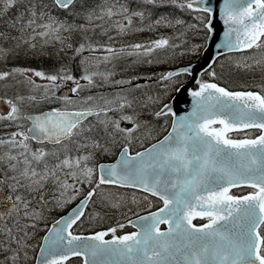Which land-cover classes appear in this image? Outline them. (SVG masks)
Masks as SVG:
<instances>
[{
    "label": "snow or ice",
    "instance_id": "6c2138e0",
    "mask_svg": "<svg viewBox=\"0 0 264 264\" xmlns=\"http://www.w3.org/2000/svg\"><path fill=\"white\" fill-rule=\"evenodd\" d=\"M77 261L264 264V0H0V264Z\"/></svg>",
    "mask_w": 264,
    "mask_h": 264
},
{
    "label": "rangeland",
    "instance_id": "374dc122",
    "mask_svg": "<svg viewBox=\"0 0 264 264\" xmlns=\"http://www.w3.org/2000/svg\"><path fill=\"white\" fill-rule=\"evenodd\" d=\"M161 31H165V30H161ZM159 34L160 33H150V32L137 33V34H135L133 36H129V37L125 38V41H122V42H143V41H147V40L152 39V38H156ZM220 61L225 64V69L223 71L219 67H217V72L221 73L225 77L223 82H227L228 84H230V83H239V84H230V85L231 86H240V84H242L244 82L243 78L240 77V76H237L234 73L231 76H229V73H228V62H227L226 57L221 58ZM33 66L34 67H38L39 65L36 64V65H33ZM157 70H159V69H153V68H149V67H145V68L140 69L141 72H152V71H157ZM44 110H47V106H45ZM74 205L75 204L69 205L68 208L69 207L72 208ZM68 208H66L65 211ZM64 212L54 213L49 218L50 221L54 220L55 218H57L60 214H62ZM109 214H111V212ZM118 214H120V213H118ZM108 222H111V221H105V224L103 225V227L106 226L108 224ZM87 227L88 226L85 224V226L83 228H81V230L82 231H86ZM101 228H102V226H101ZM98 230H100V229H98Z\"/></svg>",
    "mask_w": 264,
    "mask_h": 264
},
{
    "label": "water",
    "instance_id": "95a60500",
    "mask_svg": "<svg viewBox=\"0 0 264 264\" xmlns=\"http://www.w3.org/2000/svg\"><path fill=\"white\" fill-rule=\"evenodd\" d=\"M212 3L215 5L216 0H212ZM217 23H222V22H220L219 20H217ZM222 35H223L222 31H220V32L218 33V35H217L216 37H214V42H213V44H212V47L209 48V51H208V53H207V57H211V56H212V54H213L214 51H215V44H216V43H220V41H221V39H222ZM200 63L202 64V63H204V62H200Z\"/></svg>",
    "mask_w": 264,
    "mask_h": 264
}]
</instances>
